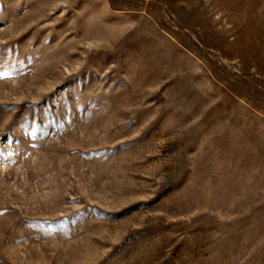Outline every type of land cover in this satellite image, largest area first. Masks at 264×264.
Instances as JSON below:
<instances>
[{
    "label": "rangeland",
    "instance_id": "rangeland-1",
    "mask_svg": "<svg viewBox=\"0 0 264 264\" xmlns=\"http://www.w3.org/2000/svg\"><path fill=\"white\" fill-rule=\"evenodd\" d=\"M0 264H264V0H0Z\"/></svg>",
    "mask_w": 264,
    "mask_h": 264
}]
</instances>
